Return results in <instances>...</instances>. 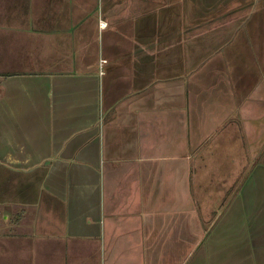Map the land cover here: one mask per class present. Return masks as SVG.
<instances>
[{
    "label": "crops",
    "instance_id": "crops-1",
    "mask_svg": "<svg viewBox=\"0 0 264 264\" xmlns=\"http://www.w3.org/2000/svg\"><path fill=\"white\" fill-rule=\"evenodd\" d=\"M25 10L9 37L0 0V264H264V0Z\"/></svg>",
    "mask_w": 264,
    "mask_h": 264
},
{
    "label": "rangeland",
    "instance_id": "rangeland-1",
    "mask_svg": "<svg viewBox=\"0 0 264 264\" xmlns=\"http://www.w3.org/2000/svg\"><path fill=\"white\" fill-rule=\"evenodd\" d=\"M3 1H4V6L6 8L7 13L9 12L7 14V23H8L6 27L7 35L9 37H15L18 31H20L21 33H24L26 31L28 32L29 36L36 35V30H34L35 28L29 27L28 29H25L23 27V29H18L15 27L16 22L18 21L19 12L28 14L27 16H30V17L35 14L32 11L25 10V6L30 5L33 0H3ZM29 19L31 18H26L27 22L24 21L25 20L24 19L22 23L31 25L32 22Z\"/></svg>",
    "mask_w": 264,
    "mask_h": 264
}]
</instances>
